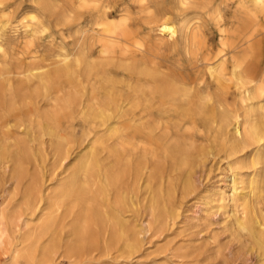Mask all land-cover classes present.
I'll use <instances>...</instances> for the list:
<instances>
[{"label": "bare ground", "instance_id": "obj_1", "mask_svg": "<svg viewBox=\"0 0 264 264\" xmlns=\"http://www.w3.org/2000/svg\"><path fill=\"white\" fill-rule=\"evenodd\" d=\"M223 4L234 37L223 28L218 51L202 55L201 14L222 18ZM55 10L73 38L45 62L28 39L40 22L26 24L19 48H4L14 41L0 8V169L25 185L21 215L43 216L17 243L16 215L0 209V247L14 264L38 251L56 263L137 250L140 191L150 196L147 228L164 229L179 210L176 189L195 191L208 155L226 158L229 172L228 192L211 189L212 199L232 229L264 243V55L248 26L264 0H70Z\"/></svg>", "mask_w": 264, "mask_h": 264}, {"label": "rangeland", "instance_id": "obj_2", "mask_svg": "<svg viewBox=\"0 0 264 264\" xmlns=\"http://www.w3.org/2000/svg\"><path fill=\"white\" fill-rule=\"evenodd\" d=\"M0 1V8L5 7L6 12L9 13V21L5 32L7 34L6 37L11 38L14 43H8L4 48H9L10 52L19 48L20 42L24 40L26 24L38 22L41 23L40 28L28 39L32 40V43L40 51V55L47 58L45 62L54 60V50L59 46L65 45L68 47L70 44L73 38V28L70 26V20L67 17L60 16V18L59 15L57 16V8L54 11V3L63 8L69 6L70 0ZM44 3L53 6L46 9L42 7ZM221 14L222 18H219L214 12L209 15L201 14L202 37L205 40L206 47L210 49V53H208L205 46H203L202 55L213 54L218 51L223 28L230 33L229 41L234 37L231 31L238 27V24L231 19V7L223 4ZM256 16L253 17V21L250 20L248 26H251V31H257L252 36L254 40L252 42L255 44L254 50H258V55H264V14L259 13V17ZM118 18L119 16L115 15L111 16L110 19L117 20ZM171 22L175 25L173 21ZM140 25L133 23L132 28H138ZM23 43L21 44L23 45ZM161 55L178 54L166 48L161 50ZM2 62L3 60L0 57V66L1 64L3 65ZM47 68H54V64ZM30 84L32 85L30 88L36 86L35 82L26 83L27 86ZM91 122L94 125V121L92 120ZM197 130H199V127ZM203 163L196 168V175L198 177L200 174L199 177L201 178L198 177L195 191L189 194L182 193L183 196H181L179 187L176 189V194H180V196L177 194L179 210L164 229L154 231L151 228L150 231L147 228L148 224L153 226L150 196H146L143 201V196L148 195V193L145 192V189L140 191L138 207L131 213L133 221L139 225L137 228L142 230L139 235L142 243L140 242V247H136L137 250H119L117 252L113 250L109 253L96 252L95 259L87 256V253L79 255V253L75 252L72 262L67 257H62L56 263L54 261L45 263L40 259L41 251H38L40 253H35L37 254L35 260L29 261L22 254L16 264H264V243L254 240L246 230L232 229L229 225L230 217L224 213L223 208L217 206L220 202L217 200V196L214 199H212L213 196L211 197V189L219 187L227 192L229 190V180L226 178L229 173L226 158L215 157V159H212V156L208 155V158ZM250 170L251 168L242 169V171ZM24 186L17 188L15 185H11L3 169H0V209H9V214L12 213L13 215H11L14 217L16 215L15 221L18 226L12 223L13 232L11 231L13 236H15V241L19 238V235L29 234L33 229L37 227L39 229L43 223L41 213L36 212L28 216L26 214L21 215L23 213L22 203L24 200L22 192ZM52 187L54 188V185ZM204 188H206V191ZM175 216L177 217L175 218ZM140 227L142 228L140 229ZM18 242L19 240H17ZM0 249V264H14L9 257V255L11 256L10 251L4 252L2 247ZM259 255L261 256L259 257Z\"/></svg>", "mask_w": 264, "mask_h": 264}]
</instances>
